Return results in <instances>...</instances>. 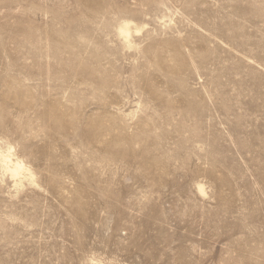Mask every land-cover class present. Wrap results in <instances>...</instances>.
<instances>
[{"label": "rangeland", "instance_id": "1", "mask_svg": "<svg viewBox=\"0 0 264 264\" xmlns=\"http://www.w3.org/2000/svg\"><path fill=\"white\" fill-rule=\"evenodd\" d=\"M0 264H264V0H0Z\"/></svg>", "mask_w": 264, "mask_h": 264}, {"label": "bare ground", "instance_id": "2", "mask_svg": "<svg viewBox=\"0 0 264 264\" xmlns=\"http://www.w3.org/2000/svg\"><path fill=\"white\" fill-rule=\"evenodd\" d=\"M123 34H125V36L127 37V34H128V29L127 30H124L122 31ZM15 169H17V165H15Z\"/></svg>", "mask_w": 264, "mask_h": 264}]
</instances>
